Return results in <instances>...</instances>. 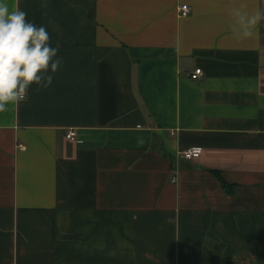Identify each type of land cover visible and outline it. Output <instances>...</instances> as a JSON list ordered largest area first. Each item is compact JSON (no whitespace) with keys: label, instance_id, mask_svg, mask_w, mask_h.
Listing matches in <instances>:
<instances>
[{"label":"crops","instance_id":"1","mask_svg":"<svg viewBox=\"0 0 264 264\" xmlns=\"http://www.w3.org/2000/svg\"><path fill=\"white\" fill-rule=\"evenodd\" d=\"M8 3L63 62L0 111V264H264V0Z\"/></svg>","mask_w":264,"mask_h":264},{"label":"clouds","instance_id":"2","mask_svg":"<svg viewBox=\"0 0 264 264\" xmlns=\"http://www.w3.org/2000/svg\"><path fill=\"white\" fill-rule=\"evenodd\" d=\"M0 0V111L21 101L30 88L48 89L62 65L59 42L53 46L45 26Z\"/></svg>","mask_w":264,"mask_h":264},{"label":"built area","instance_id":"3","mask_svg":"<svg viewBox=\"0 0 264 264\" xmlns=\"http://www.w3.org/2000/svg\"><path fill=\"white\" fill-rule=\"evenodd\" d=\"M191 11H192V8L187 3L182 4L178 7V13H179V16H181V17H186V16L190 15ZM202 75H203L202 68H196L194 70V72L191 74V77L193 79H198ZM24 98H25V96H24ZM66 137L70 140H75L76 139V132L74 130H69V131H67ZM21 148H24V147L21 146ZM201 154H202V150L200 147H190L187 149H182L177 153L178 157L186 159V160L199 159L201 157ZM174 180H176V179L173 178V181Z\"/></svg>","mask_w":264,"mask_h":264},{"label":"trees","instance_id":"4","mask_svg":"<svg viewBox=\"0 0 264 264\" xmlns=\"http://www.w3.org/2000/svg\"><path fill=\"white\" fill-rule=\"evenodd\" d=\"M218 177H220V172L217 170L213 171ZM221 178V177H220ZM222 186L226 189L227 192H231L233 190V185L227 183L224 179H220Z\"/></svg>","mask_w":264,"mask_h":264}]
</instances>
